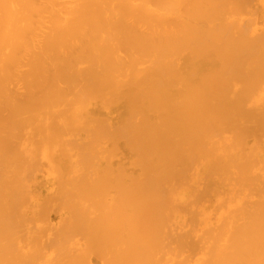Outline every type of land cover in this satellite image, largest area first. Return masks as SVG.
<instances>
[{
    "label": "bare ground",
    "instance_id": "6f19581e",
    "mask_svg": "<svg viewBox=\"0 0 264 264\" xmlns=\"http://www.w3.org/2000/svg\"><path fill=\"white\" fill-rule=\"evenodd\" d=\"M0 264H264V0H0Z\"/></svg>",
    "mask_w": 264,
    "mask_h": 264
}]
</instances>
